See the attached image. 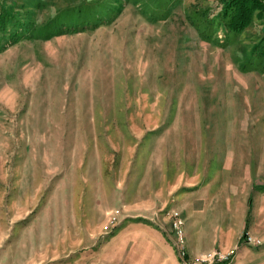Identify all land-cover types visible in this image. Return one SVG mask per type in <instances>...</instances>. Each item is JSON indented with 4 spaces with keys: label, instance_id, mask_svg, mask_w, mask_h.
<instances>
[{
    "label": "rangeland",
    "instance_id": "1",
    "mask_svg": "<svg viewBox=\"0 0 264 264\" xmlns=\"http://www.w3.org/2000/svg\"><path fill=\"white\" fill-rule=\"evenodd\" d=\"M224 4L0 0V264H142L164 184L264 177V18ZM258 188L239 264H264Z\"/></svg>",
    "mask_w": 264,
    "mask_h": 264
},
{
    "label": "crops",
    "instance_id": "2",
    "mask_svg": "<svg viewBox=\"0 0 264 264\" xmlns=\"http://www.w3.org/2000/svg\"><path fill=\"white\" fill-rule=\"evenodd\" d=\"M231 170L229 162L221 163L203 177L199 175L185 182L176 180L157 191L152 203L154 217L137 227L146 231V235L136 238L141 243L142 257L138 259L142 264H179L172 243L170 210L179 212L185 220L190 256L229 252L238 247L231 264L241 263L249 252L247 246H251L241 243V235L248 233L257 238L262 233V229L247 221L249 211L255 205L252 199L254 186H259L256 192L264 202V177L257 181L254 170L247 165L237 174H232ZM179 187L182 189L177 190ZM263 206L264 203H258L257 208ZM165 209L169 210L164 214ZM123 249L122 245L116 248V255L110 257L111 264H130L125 261L126 256L120 254Z\"/></svg>",
    "mask_w": 264,
    "mask_h": 264
},
{
    "label": "built area",
    "instance_id": "3",
    "mask_svg": "<svg viewBox=\"0 0 264 264\" xmlns=\"http://www.w3.org/2000/svg\"><path fill=\"white\" fill-rule=\"evenodd\" d=\"M170 230L172 243L179 264H230L233 262L238 247L229 252L215 251L213 253L199 257L190 256L187 252V238L185 234V220L177 211H170ZM241 243L251 246H260L261 241L253 239L248 234L243 235Z\"/></svg>",
    "mask_w": 264,
    "mask_h": 264
},
{
    "label": "trees",
    "instance_id": "4",
    "mask_svg": "<svg viewBox=\"0 0 264 264\" xmlns=\"http://www.w3.org/2000/svg\"><path fill=\"white\" fill-rule=\"evenodd\" d=\"M225 26L239 32L252 20L254 12L264 18V0H224ZM244 233L243 235H245Z\"/></svg>",
    "mask_w": 264,
    "mask_h": 264
}]
</instances>
